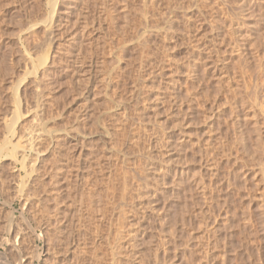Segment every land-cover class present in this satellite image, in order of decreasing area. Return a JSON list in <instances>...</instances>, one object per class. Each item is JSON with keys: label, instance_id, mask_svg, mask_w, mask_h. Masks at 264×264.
<instances>
[{"label": "rangeland", "instance_id": "1", "mask_svg": "<svg viewBox=\"0 0 264 264\" xmlns=\"http://www.w3.org/2000/svg\"><path fill=\"white\" fill-rule=\"evenodd\" d=\"M54 1L0 0V264H264V0Z\"/></svg>", "mask_w": 264, "mask_h": 264}, {"label": "bare ground", "instance_id": "2", "mask_svg": "<svg viewBox=\"0 0 264 264\" xmlns=\"http://www.w3.org/2000/svg\"><path fill=\"white\" fill-rule=\"evenodd\" d=\"M57 1L58 0H55L54 2H53V4L52 5H54V4H56L57 3ZM57 5H55V6H53L54 8L52 9V14L54 15V12H55V7H56ZM51 15V14H50ZM52 15V17H54ZM52 19V18H51ZM52 21V20H51ZM53 22V21H52ZM51 25H52V23H50ZM49 29H50V27H49ZM48 29V30H49ZM51 32V31H50ZM46 52V51H45ZM42 53V55L38 58V62L36 63V65H35V67H34V69H35V72H37L36 70H37V68H38V66L41 64H44L45 62H47L46 60H47V54L46 53ZM48 55H49V53H48ZM40 65V66H41ZM30 72V71H29ZM18 89L19 88H17L16 90H15V92H14V94H15V98L18 100V98H19V93H18ZM17 111H18V113L20 114V109L19 108H17L16 109ZM256 122V121H255ZM257 123V122H256ZM6 125H7V128L9 129V131H13L14 129H13V123H12V121H8L7 123H6ZM258 126V125H257ZM258 139H260V138H258ZM23 143V142H22ZM27 143V142H26ZM28 145L30 146V147H32L33 145H32V142H29L28 143ZM13 146L15 147V148H21L22 149V151H23V154H22V161H21V167L23 168V169H25L26 171H25V174H27V181L28 182H30L29 184L31 185V183H33L34 184V182L35 181H37V178L39 177V170L40 169H38V165L36 164L37 163V161L36 162H34V163H29L30 162V160H27V157L25 156V149H26V147H27V145L25 146H22L21 145V142L19 141V142H17V143H13ZM28 146V147H29ZM35 146V145H34ZM33 148V147H32ZM31 148V149H32ZM256 148V147H255ZM16 150H13L12 151V153L10 154V153H8V155H11V157H13V159L15 158L16 159V154H17V152H15ZM3 151L0 149V155H1V153H2ZM35 161V160H34ZM263 170V169H262ZM27 172V173H26ZM263 172V171H262ZM36 174V175H35ZM26 176V175H25ZM24 176V177H25ZM23 178V177H22ZM40 178V177H39ZM24 180V179H23ZM40 180V179H39ZM26 181V180H25ZM24 181H22V185H26V183H23ZM37 183H38V181H37ZM20 184V183H19ZM35 184H36V182H35ZM34 184V185H35ZM27 185H28V183H27ZM21 187V186H20ZM25 187V186H24ZM23 187V188H24ZM29 188V187H28ZM28 188H26V189H28ZM31 189V188H30ZM29 189V190H30ZM29 190H27L28 192H30ZM21 192H22V190H21ZM26 192V191H25ZM23 193V192H22ZM27 193V192H26ZM25 193V194H26ZM32 193V192H31ZM28 194V193H27ZM31 196V195H30ZM30 196H29V198H28V196H27V198L28 199H30ZM27 199V200H28ZM25 200H26V198H25ZM32 201V200H31ZM30 201V202H31ZM22 202H24V201H22ZM27 201H25L24 203L25 204H27L26 203ZM29 203V202H28ZM24 206V205H23ZM10 221H12V220H10ZM9 221V222H10ZM10 224H8L7 225V229H8V226H9ZM29 225H30V223H29ZM11 226V225H10ZM30 227H31V225H30ZM9 228H11V227H9ZM32 229V228H31ZM10 229H8V231H9ZM34 230V229H33ZM35 232V231H34ZM16 237V236H15ZM8 239V238H7ZM11 239V238H10ZM16 239V238H15ZM18 241V240H17ZM41 252V251H40ZM0 255H3L2 253L0 254ZM37 256H38V253H37ZM39 257V256H38ZM2 258H0V260H1ZM3 259H5V258H3ZM2 259V260H3ZM38 259V258H37Z\"/></svg>", "mask_w": 264, "mask_h": 264}]
</instances>
